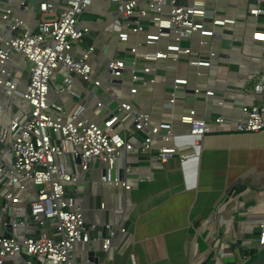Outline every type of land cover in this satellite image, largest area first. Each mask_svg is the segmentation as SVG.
Here are the masks:
<instances>
[{"label":"crops","instance_id":"1","mask_svg":"<svg viewBox=\"0 0 264 264\" xmlns=\"http://www.w3.org/2000/svg\"><path fill=\"white\" fill-rule=\"evenodd\" d=\"M47 1L56 8L64 4V0ZM184 1L190 4L195 0ZM199 1L205 4L210 17L208 23L212 19H233L235 23L215 27V37L206 38L208 43L203 46L199 45L198 34L182 40L180 46L190 49L191 54L181 56L178 61L160 59L154 63L156 83L139 86L132 100L127 91L128 83L110 81L106 65L112 58H130L128 49L134 46L135 36L123 25L115 5L109 0H92L80 18L91 32L72 45L70 54L77 58L80 52L94 46L89 64L101 88L110 90L121 102L131 100L137 109L150 112L154 123H171L175 137L169 142L155 140L151 153L127 157L126 164L131 171L126 178L128 190L121 185L102 183L105 165L98 161L82 173L77 183L66 186L65 197L73 198L81 208L90 236L84 249L78 244L74 246L70 255L74 263L86 261L91 253L99 264H249L264 253L258 250V225L264 221V129L240 133L234 124L221 127L214 124L219 115L236 121L242 105H256L264 99V93H241L242 88L264 77V16L255 19L248 14L258 5L257 0ZM258 1L264 7V0ZM26 2L27 9L19 10L17 15L24 20L27 30L34 31L38 10L35 0ZM150 22L149 17L142 19L148 27L139 37L142 43L139 49L165 50L173 43V34L161 37L158 46L144 44L142 35L156 33L154 27H149ZM119 31L129 33L124 47L117 45ZM15 58L11 69L17 71L18 86L24 87L21 77L25 76L29 64L19 56ZM187 59L210 60L217 69L209 71L207 77L197 76V69L187 66ZM66 76L60 65L50 80L47 103L55 120L65 123L76 115L79 120L88 118L102 124L109 112L98 108L97 101L112 111L117 110L115 101L102 89L86 87L74 76H71L72 86L80 91V97L58 94L56 90ZM174 77L187 79L189 87L197 86L201 92L194 96L190 90L180 91L170 114L162 105L170 97L169 82ZM206 89L214 94L206 96ZM15 102L22 110H27L23 100L17 98ZM192 108L210 125L209 133L201 139L189 135V127L180 122V117ZM116 128L124 130L136 145L143 140L144 135L136 133L130 121L124 128ZM159 147H175L181 153L195 156L181 162L175 154L160 162L153 156ZM67 170L70 172L71 168L68 166ZM119 175L123 177L122 172ZM108 224L125 232H118L110 248L104 251V226ZM19 227L18 237L38 229L28 224ZM28 227L32 230L28 231ZM43 230L55 236L51 227ZM20 263L19 256L6 262Z\"/></svg>","mask_w":264,"mask_h":264},{"label":"built area","instance_id":"2","mask_svg":"<svg viewBox=\"0 0 264 264\" xmlns=\"http://www.w3.org/2000/svg\"><path fill=\"white\" fill-rule=\"evenodd\" d=\"M116 7L117 15L123 25L135 36V44L130 47V58H112L106 65L109 80H125L128 93L134 97L138 87L156 83V63L160 59L178 61L181 56H189L190 49L182 48L180 42L193 34L200 36V46L206 45V38L215 37V27L234 24L233 19L216 20L210 17L203 1L195 0L186 6L176 5V0H109ZM92 0H64L62 8L47 0H35L38 10V24L34 31L27 30L25 22L17 13L27 9L26 0H0V264L19 256L21 247H25L28 256L41 264H75L70 255L76 244L81 249L90 242L88 229L79 205L73 198L65 197L66 186L77 183L83 172H87L95 162L105 163L106 167L100 181L121 185L125 190L130 187L126 178L131 171L126 164L129 155L151 153L152 144L161 139L173 141L175 134L171 123H154L150 112L137 109L132 101L121 102L112 96L110 90L101 88V83L93 78L89 60L95 52L89 46L74 58L71 47L80 42L91 30L80 20L91 5ZM258 5L248 11L255 19L264 16V7ZM167 9V10H166ZM166 10V11H165ZM47 17H53L47 19ZM149 17V27L156 29L155 34H145L144 44L158 46L161 37L174 35L172 44L165 50L141 51L139 37L148 27L142 19ZM129 40L127 31H119L117 45L124 47ZM264 52V46H262ZM213 52L210 53L213 56ZM19 56L26 60L29 68L21 77L24 89H18L19 79L11 63ZM143 62V66L138 63ZM189 67L197 69V76L207 77L209 71L217 69L210 60L187 59ZM63 65L67 76L62 80L56 92L80 97V91L72 86L71 76L79 78L86 87L102 89L115 101L117 110L112 111L100 101L96 106L109 112L102 124L88 118L78 119L76 115L61 123L49 112L47 98L51 90L50 80L57 69ZM201 68L207 69L201 71ZM171 94L162 107L172 113L174 103L180 91L190 90L194 96L201 92L197 86L189 87L185 78L174 77L170 80ZM229 91V89H227ZM264 93V77H260L251 86L241 89V93ZM206 96L213 91L204 90ZM20 98L27 105L24 111L15 100ZM131 122L136 133H141L140 144L133 143L124 130ZM180 122L189 127V135L201 139L209 133L210 125L198 117L192 108L180 117ZM218 127L231 126L240 133H256L264 129V99L256 105H242L240 118L219 115L214 119ZM154 157L165 162L177 154L181 162L194 157L181 153L175 147H159ZM71 168L69 172L67 167ZM122 172L121 178L119 173ZM41 187V188H38ZM30 206L31 216L40 225L47 221L55 236H48L43 229L37 236L24 233L20 240L17 235L19 226L14 218L25 216V206ZM8 207H12V216L8 224L2 223ZM11 232L5 237L6 228ZM260 234L258 250H264V221L258 225ZM106 236L102 240V249L107 251L118 232L124 233L112 225H105ZM20 257V256H19ZM20 264H30L21 259Z\"/></svg>","mask_w":264,"mask_h":264},{"label":"water","instance_id":"3","mask_svg":"<svg viewBox=\"0 0 264 264\" xmlns=\"http://www.w3.org/2000/svg\"><path fill=\"white\" fill-rule=\"evenodd\" d=\"M175 4L186 6L188 3H187V1H184V0H176ZM138 136H139V134H138ZM38 188H41V187H38ZM11 216H12V207H8L6 210L5 217L2 219V223L8 224L9 217H11ZM14 220L16 223H24V224H28V225L33 226V227H37L38 229L34 232V234L31 235L32 237L37 236L40 232V229H45V228L49 227L47 221H44L43 224L40 225L39 223H36L33 220V217L31 216V209H30V206L28 204L25 206V216L15 217ZM86 227H88V226H86ZM6 232L7 233L5 234V237L9 238L10 237L9 234L11 232L9 227L6 228ZM259 234H260V230L258 231V238H259ZM19 256L21 259H23L25 261H29L30 264H41L40 261H38L37 259L28 256L25 247L20 248ZM75 264H99V262L97 259H94L92 257L91 253H89L86 261H80V262L75 263ZM249 264H264V253L260 254L255 260H253Z\"/></svg>","mask_w":264,"mask_h":264},{"label":"rangeland","instance_id":"4","mask_svg":"<svg viewBox=\"0 0 264 264\" xmlns=\"http://www.w3.org/2000/svg\"><path fill=\"white\" fill-rule=\"evenodd\" d=\"M166 11V10H165ZM154 31H152L151 30V33H153ZM193 35H195V34H193ZM141 37H144V35H142ZM13 65V64H12ZM14 69V68H13ZM18 89H20V90H23L24 89V87H20V86H18ZM17 103V102H16ZM19 105V104H18ZM20 106V105H19ZM21 107V106H20ZM22 108V107H21ZM103 165H105V167H106V164L105 163H102ZM23 228V227H22ZM32 230V228H30V227H28L27 228V230L29 231V230ZM18 230H20V227H18ZM49 230V229H48ZM27 233H30V232H27ZM49 236V235H48ZM22 237H23V234L21 235V236H19L18 238L21 240L22 239Z\"/></svg>","mask_w":264,"mask_h":264},{"label":"trees","instance_id":"5","mask_svg":"<svg viewBox=\"0 0 264 264\" xmlns=\"http://www.w3.org/2000/svg\"><path fill=\"white\" fill-rule=\"evenodd\" d=\"M251 254H252V252H251ZM254 259V257L252 258V260Z\"/></svg>","mask_w":264,"mask_h":264}]
</instances>
